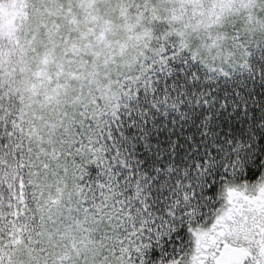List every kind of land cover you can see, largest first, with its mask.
<instances>
[{
    "label": "snow or ice",
    "instance_id": "obj_1",
    "mask_svg": "<svg viewBox=\"0 0 264 264\" xmlns=\"http://www.w3.org/2000/svg\"><path fill=\"white\" fill-rule=\"evenodd\" d=\"M0 264H264V0H0Z\"/></svg>",
    "mask_w": 264,
    "mask_h": 264
}]
</instances>
